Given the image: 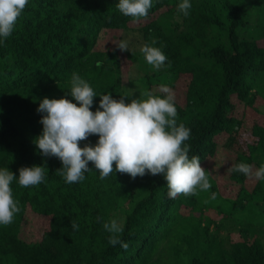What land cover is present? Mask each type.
Instances as JSON below:
<instances>
[{"label": "trees", "instance_id": "1", "mask_svg": "<svg viewBox=\"0 0 264 264\" xmlns=\"http://www.w3.org/2000/svg\"><path fill=\"white\" fill-rule=\"evenodd\" d=\"M118 2L28 0L0 43V168L18 176L20 167H45L44 183L10 185L20 212L0 225V264H264L258 237L247 243L220 234L235 229L243 236L264 202V181L229 170L237 163L253 170L264 165V124H248L238 114L246 108L264 117L254 104L264 96L252 91L264 82V0H190L187 17L177 11L181 0H152L148 15L136 21ZM126 32L140 42L121 51L116 43ZM144 44L160 48L165 67L146 63ZM133 68L141 72L142 92L162 96L159 86L166 85L175 94L177 123L190 129L189 158L200 157L209 190L171 199L163 174L133 179L114 172L102 180L91 162L82 182L68 184L56 171L61 161L42 156L33 143L42 132V98L78 105L67 94L73 73L96 92L90 109L96 111L100 94H129L124 84ZM97 140L91 134L78 143ZM220 146L233 156L219 174L235 185L234 195L209 175ZM211 209L216 221L206 213ZM112 219L124 226L127 250L108 243L103 224Z\"/></svg>", "mask_w": 264, "mask_h": 264}, {"label": "clouds", "instance_id": "2", "mask_svg": "<svg viewBox=\"0 0 264 264\" xmlns=\"http://www.w3.org/2000/svg\"><path fill=\"white\" fill-rule=\"evenodd\" d=\"M27 4L28 0H0V43L13 33ZM116 7L136 21L148 15L152 0H119ZM191 8L190 0H181L177 5V11L185 17ZM155 43L153 39L152 44ZM116 46L121 51H130L126 40L119 41ZM140 52L152 69L165 67L167 57L160 48L144 44ZM70 85L67 94L78 105L64 97L42 98L37 107L42 113V132L33 139L42 156L61 161L62 166L56 171L65 183L82 182L91 162L102 180L114 172L126 173L133 179L146 173L163 174L171 199L179 194L187 197L196 195L197 190L210 189L211 183L201 167L200 157L189 158L190 145L185 142L190 138V129L177 123L175 94L168 86H159L162 96L145 91L141 98H131L128 102L125 98L133 97V93L114 99L106 92L99 95V108L92 111L93 97L97 94L90 84L73 73ZM91 134L98 135L97 142L80 147L78 142L87 140ZM229 170L264 181V165L253 170L249 164L237 163ZM18 173L17 176L8 168H0V225L11 224L15 214L20 212L10 187L14 180L22 188L45 182L44 166L20 167ZM211 198H216L215 193ZM71 227L78 229L74 222ZM103 227L111 234L110 245L119 244L127 250L129 245L121 239L122 223L112 219Z\"/></svg>", "mask_w": 264, "mask_h": 264}, {"label": "rangeland", "instance_id": "3", "mask_svg": "<svg viewBox=\"0 0 264 264\" xmlns=\"http://www.w3.org/2000/svg\"><path fill=\"white\" fill-rule=\"evenodd\" d=\"M122 40H126L128 41V46L129 48L133 47V44L135 43V41H137L136 43H139L140 41L137 40L136 38H134V35L130 32H126L123 34V38ZM135 40V41H134ZM259 44H263V43H259ZM127 67H129V64L127 65ZM126 67V68H127ZM129 77L130 78L129 82H126L124 84L126 90L128 93H133V98H141V94L142 92V88H143V83L141 80V72L136 70V68H133L129 73ZM257 86H255L252 91L255 92V90L259 89L263 96H264V82H256ZM255 107L258 108V110L260 111L261 114L264 115V100L261 97H257L256 101L254 102ZM248 108V107H247ZM241 111L243 113V117L245 118V120L247 121L248 124H253V123H259V124H264V117L259 116L254 114L252 111H250L249 109H240V111L238 112V114H241ZM233 156L231 155V153H228V151H222L221 150V146L218 148L217 153L215 154L214 157H212V162L214 163H209V167L211 169L212 174H209L211 177H219V181L221 182V188H225L224 192L228 195H234L233 192L235 191V185L229 183L228 179L226 178V174L225 177L221 178V175L219 174L225 167L226 164H228V161H232ZM253 182V181H252ZM200 202L203 203L204 202V197L200 196L199 198ZM206 213H209L211 215V217H214V220L216 219L215 217V211H213L212 209L208 211H206ZM194 215L197 216V214L193 213ZM117 216V215H116ZM188 217H191L192 215H187ZM216 221V220H215ZM253 223L251 222L250 228L248 229V231L242 235H238L237 231L235 229H231V230H221L220 234H226L229 233V236L232 240H238V239H242L245 240V242L247 243H251L252 238L254 237H258L259 241L261 243V245L264 248V202H259L258 204V208H257V213L254 215L253 219H252ZM212 228V226H211ZM241 240V241H242ZM169 246V244H168Z\"/></svg>", "mask_w": 264, "mask_h": 264}]
</instances>
